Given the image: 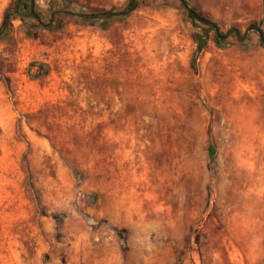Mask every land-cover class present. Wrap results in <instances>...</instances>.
Instances as JSON below:
<instances>
[{"label":"rangeland","instance_id":"rangeland-1","mask_svg":"<svg viewBox=\"0 0 264 264\" xmlns=\"http://www.w3.org/2000/svg\"><path fill=\"white\" fill-rule=\"evenodd\" d=\"M127 1L0 36V264H264V0Z\"/></svg>","mask_w":264,"mask_h":264},{"label":"trees","instance_id":"trees-1","mask_svg":"<svg viewBox=\"0 0 264 264\" xmlns=\"http://www.w3.org/2000/svg\"><path fill=\"white\" fill-rule=\"evenodd\" d=\"M177 1L181 6V8L184 10L186 18L192 24H199L202 26V27L193 26L191 29L192 37L196 45V51L201 50L204 47L206 41V35L208 31H211L213 33L216 43H224L223 41L230 35L242 38L244 37V33L252 30L256 33L259 44L264 48V32L259 28L258 25L254 23L248 25L247 28L245 29V32L241 34V36H240V32L235 28H230L222 32L215 23L199 15L192 7L188 5L186 0H177ZM136 7H137L136 0H128L126 5L120 11L115 12V11L107 10L97 15L106 19L112 17H124L130 12H132ZM19 13L31 17L37 23V25L41 27L49 28L53 21V18H51L47 23H44L43 21L40 20L37 12L34 9V0H14L11 8L3 13L2 21L0 24V36L4 32V29L8 26L9 19L12 16L17 15ZM91 17H95V15H91ZM208 152L210 155L212 150L209 149Z\"/></svg>","mask_w":264,"mask_h":264}]
</instances>
